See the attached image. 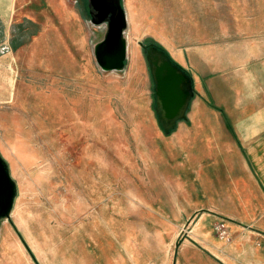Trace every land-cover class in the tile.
<instances>
[{"label":"rangeland","instance_id":"obj_1","mask_svg":"<svg viewBox=\"0 0 264 264\" xmlns=\"http://www.w3.org/2000/svg\"><path fill=\"white\" fill-rule=\"evenodd\" d=\"M149 1L123 0L134 11L122 70L97 63L106 26L92 22L89 0H22L11 28H0L11 45L1 44V54L15 56L14 72L0 76V86L10 81L5 99L0 90V152L18 185L12 216L0 221V264H73L79 244L89 258L94 242L84 234L102 231L97 217L110 211L125 233L137 229L140 183L131 171L133 183L120 177L147 163L161 128L144 47L159 45L137 23L138 2L151 10ZM155 13L144 14L150 27ZM224 18L236 19V43L264 51V0H236V12L226 9ZM140 252V259L153 255Z\"/></svg>","mask_w":264,"mask_h":264},{"label":"crops","instance_id":"obj_2","mask_svg":"<svg viewBox=\"0 0 264 264\" xmlns=\"http://www.w3.org/2000/svg\"><path fill=\"white\" fill-rule=\"evenodd\" d=\"M20 1L0 0V28H11ZM149 3L151 10L138 2V27L151 30L193 77L195 96L173 131L157 128L147 163L121 174V183H133L129 171L140 183L137 229L118 228L112 211L97 217L103 230L84 234L93 253L87 258L79 244L73 264H264V51L236 43V19L224 18L226 9L236 12V0ZM124 6L128 18L134 9ZM152 10L150 27L144 14ZM1 44L10 41L0 33ZM135 52L143 57L138 46ZM14 66L12 51L0 50V76ZM9 84L5 79L0 86L4 99ZM144 188L152 190L145 195ZM220 218L229 222L230 239L213 229ZM140 250L151 251L152 259H140Z\"/></svg>","mask_w":264,"mask_h":264},{"label":"water","instance_id":"obj_3","mask_svg":"<svg viewBox=\"0 0 264 264\" xmlns=\"http://www.w3.org/2000/svg\"><path fill=\"white\" fill-rule=\"evenodd\" d=\"M89 3L92 22L106 26L104 38L94 50L97 63L104 70L124 69L128 57L125 36L128 18L123 0H89ZM144 47L154 82L158 121L163 130L170 133L180 120L188 117L195 95L194 80L165 49L154 44ZM17 194V182L0 152V221L11 218Z\"/></svg>","mask_w":264,"mask_h":264},{"label":"built area","instance_id":"obj_4","mask_svg":"<svg viewBox=\"0 0 264 264\" xmlns=\"http://www.w3.org/2000/svg\"><path fill=\"white\" fill-rule=\"evenodd\" d=\"M213 229L218 237L222 239L231 238L229 222L226 219L220 218L217 221H215L213 225Z\"/></svg>","mask_w":264,"mask_h":264},{"label":"trees","instance_id":"obj_5","mask_svg":"<svg viewBox=\"0 0 264 264\" xmlns=\"http://www.w3.org/2000/svg\"><path fill=\"white\" fill-rule=\"evenodd\" d=\"M153 42H154V43H156V44H158V45H159V47L163 48V47H162V45H161V44H159L157 41H155V40H154ZM163 49H164V48H163ZM166 52H167V51H166ZM175 63H176V62H175Z\"/></svg>","mask_w":264,"mask_h":264}]
</instances>
